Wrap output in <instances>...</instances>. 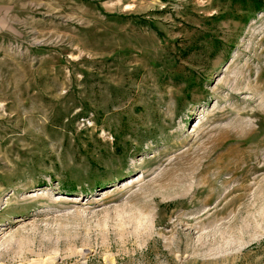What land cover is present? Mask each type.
Segmentation results:
<instances>
[{"label": "rangeland", "instance_id": "374dc122", "mask_svg": "<svg viewBox=\"0 0 264 264\" xmlns=\"http://www.w3.org/2000/svg\"><path fill=\"white\" fill-rule=\"evenodd\" d=\"M0 264H264L256 0H0Z\"/></svg>", "mask_w": 264, "mask_h": 264}, {"label": "trees", "instance_id": "16d2710c", "mask_svg": "<svg viewBox=\"0 0 264 264\" xmlns=\"http://www.w3.org/2000/svg\"><path fill=\"white\" fill-rule=\"evenodd\" d=\"M260 8L264 9V0H256Z\"/></svg>", "mask_w": 264, "mask_h": 264}]
</instances>
